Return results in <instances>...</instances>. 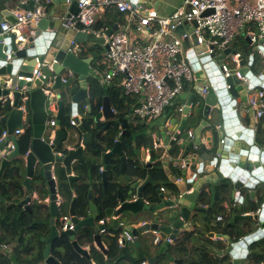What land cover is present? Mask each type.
Returning a JSON list of instances; mask_svg holds the SVG:
<instances>
[{"label": "water", "instance_id": "water-1", "mask_svg": "<svg viewBox=\"0 0 264 264\" xmlns=\"http://www.w3.org/2000/svg\"><path fill=\"white\" fill-rule=\"evenodd\" d=\"M27 1V9H33L40 2V0ZM79 1L65 0L63 4L66 5L64 8L67 10V14L63 16L53 14L51 3L54 0L49 2L44 0L45 16L29 28L24 46L19 48V42H15L14 34H7L1 30L3 23L10 25L16 23L15 13L11 6H17L18 2L17 0H0V123L4 125L6 131L5 138L0 142V174L11 165L19 171L23 169L27 196L19 202L20 205L24 207V210L39 218L47 216L49 235L44 240L45 250L41 264H60L51 255L52 245L58 238H68L74 250L91 263L90 253L77 240L78 234L83 236L87 228L91 229L93 245L96 244L103 254H106V250L101 243L102 235L99 234V230L104 226L97 224L98 205L95 202V186L88 187L89 184L93 185L94 180L96 183L100 178V182L105 188L108 181L109 159L114 155L117 156L120 161L121 173L118 182L125 184L127 188L124 192L118 190L116 206L106 208L103 215L108 217L107 223L118 224L121 231L126 230L131 233L134 241L141 233H157L158 238L155 242L161 247L156 255L146 260V264H156L159 255L164 253L169 245L166 238L174 240L179 228L187 229L189 221L196 222L197 214L206 211V208L198 201V194L204 187H207L208 182L216 181L217 174H209V179L206 178V180L205 178L196 180L191 190L183 185V182L186 184L185 178L183 181L175 182L173 180L178 187V194L173 197H165L162 188H160L157 190L160 201L150 203L145 198V188L151 182V177L148 176L145 180H134L126 173L127 158L123 152L122 140L131 133L129 117L117 118L120 134L114 140L112 148L103 152L96 141L97 125L101 117L103 120L114 119L116 112L111 107L107 96L102 98L100 109L95 110L91 89H88L89 80L98 78L91 64L92 57L77 56L69 50V47L71 41L89 48L98 45L106 50L108 46L104 43L103 36L75 32L67 28L66 20L76 17L80 11ZM136 1L133 0V3L136 4ZM211 11L212 9L205 10L202 16ZM117 27L118 25L114 24L112 27L106 28L105 35H111L117 30ZM196 27L197 22L194 19L189 23L178 24L174 32L177 36L186 34L183 44L184 50H189L187 58L192 63V70L197 78L202 73L199 89L188 97L185 93H181L171 105L164 108V113H170L168 120L160 127L162 134L160 136L158 133L154 134L156 140L153 138L152 130L146 129L148 146L142 147L140 152L143 153V160L144 151L148 149L147 166H151L157 160L159 150L164 148L168 150L175 143L184 148L191 137H194L193 144L198 142L199 132L201 127L207 124L209 114L220 126L218 131L220 137H226L223 140L225 145L228 144L229 139L236 140L234 146L242 148H246L247 145L251 146L254 142L252 132L242 135L239 133L241 129H244L242 126L233 127L231 122L226 120L231 116L226 111L229 99L226 94L228 91L226 85H230L240 95H243V92L247 93L245 91V88L248 87L247 83L244 84L245 86L242 85L243 83L240 84L235 73L228 77L223 76L221 62L214 59L216 52H207V46L204 43H198L194 32ZM243 31L244 28L241 29L242 33ZM237 38L238 35L230 42L228 47L230 52L228 50V53L232 57L237 55L238 63L241 65L243 60L234 47ZM245 41L250 44L248 36H245ZM39 53L43 55L38 56ZM35 58H39L40 62L45 61L50 67L47 64L43 65L41 75L36 78L34 83H30L25 78L31 77L36 64ZM65 71L69 72L68 78L66 81H62ZM22 87L29 89L24 101L21 100ZM204 88H206L207 94L202 97L201 91ZM186 98L187 102H182ZM51 105L53 108L50 107ZM84 105H86V111L83 110ZM200 110L203 120L199 121ZM50 119L55 121L53 126L49 123ZM143 125L148 126V123L144 122ZM252 127L250 126L249 129ZM21 128L25 129V135L16 139L14 130ZM245 136L248 139H245ZM244 139L247 143L244 142ZM8 142H11L12 148L3 153ZM242 142L245 144L242 145ZM225 145L222 146L223 150L221 148L216 152L220 154L222 151L228 155ZM201 149L209 153L203 145H201ZM216 152H213L212 155ZM237 153L240 154V151ZM241 154L244 155L243 152ZM160 157L163 158L162 153ZM230 159V163L242 166L247 171L246 175H252L264 183V160H261L259 156L256 158L259 165L242 164L237 156H230ZM162 163L166 173L169 174L168 162L163 160ZM99 167L102 168L101 171H99ZM227 169L229 170V168ZM182 174H186L185 168L182 169ZM121 178L124 179V182H121ZM169 178L171 179L170 176ZM82 184L87 185L86 203L83 208L77 206L76 194V189ZM61 187L72 194L69 199L64 198ZM33 190L36 192L35 199L37 201L35 206L31 207L28 203L34 195ZM212 190L211 206H214L219 199V186L213 185ZM250 194L252 197L254 196L253 191ZM263 218L264 204L258 215L234 216V220ZM135 220L143 222L137 225ZM39 221L41 220L36 218L35 223ZM70 225L73 226L71 229H69ZM260 233L241 237L237 243H232V249L235 251L239 249V246H243L246 251L248 243L252 238L257 239L256 235ZM125 245L126 242L123 241V247ZM233 253L235 252L232 250L231 254ZM173 262L182 264L178 259Z\"/></svg>", "mask_w": 264, "mask_h": 264}, {"label": "built area", "instance_id": "built-area-1", "mask_svg": "<svg viewBox=\"0 0 264 264\" xmlns=\"http://www.w3.org/2000/svg\"><path fill=\"white\" fill-rule=\"evenodd\" d=\"M43 1L40 0L33 9H27L24 6L28 1L23 0L21 8L14 11L16 23L13 25L3 23L1 30L7 34L13 33L15 42H23L29 28L45 16ZM78 6L80 9L78 15L66 20L67 28L75 32L103 36L104 43L108 46L104 56L109 62V69L103 74H98L95 70L97 80L109 84L115 78H119L124 94L138 97L132 115L146 123L156 121L163 114L164 108L171 105L184 91L185 82L193 79L192 63L187 58L189 50H184L183 44L186 34L177 36L174 32L178 24L189 23L195 19L197 27L194 32L198 43H204L207 52L210 53L228 46L235 36L240 34L242 28L250 26L251 29L246 34L251 44H257L256 50L264 56V0H185L183 7L167 16H160L153 8L142 9V6L133 3V0H80ZM109 6H114L117 12L123 15V19L117 24V30L107 36L105 29L96 30L94 24L99 12ZM207 9L212 11L202 16ZM143 35L151 39H144ZM69 50L78 56L81 51L80 44L71 41ZM35 60L31 77L25 78L30 83L35 82L41 75V67L47 64L45 61L40 62L39 58ZM233 61L238 63L237 55L233 56ZM222 68L224 77L235 73L239 79L248 82L238 70L234 72L226 65ZM68 74V71L63 73L62 81H66ZM227 88H231L230 85H227ZM21 90L23 93L21 100L24 101L29 89L22 87ZM206 94L207 90L203 89L201 96ZM263 99V90L249 97V104L255 107L256 116L263 114ZM50 107L53 108V105ZM84 108L87 109L86 105ZM49 123L53 126L55 121L50 119ZM14 135L16 139H20L25 135V129H15ZM5 136L4 129L0 135V142ZM11 148L12 144L8 142L3 153ZM144 153L143 162L146 163L149 160L148 149H145ZM24 154L26 155V152ZM185 166L182 163L180 168ZM101 170L99 167V171ZM260 211L258 209L254 214L258 215ZM108 220L105 216L97 220V224L104 226L99 230V234L108 233L106 229ZM72 227L70 225L69 229ZM155 234L157 236V233ZM166 240L169 244L173 242L169 237ZM123 241L126 243L133 241L131 233L126 230H122L118 235L119 247H123ZM7 251V244L0 241V254Z\"/></svg>", "mask_w": 264, "mask_h": 264}, {"label": "crops", "instance_id": "crops-1", "mask_svg": "<svg viewBox=\"0 0 264 264\" xmlns=\"http://www.w3.org/2000/svg\"><path fill=\"white\" fill-rule=\"evenodd\" d=\"M22 1L23 0H17L18 2L17 6L16 5L11 6L14 11L16 9L21 8ZM64 1L65 0H54V2L51 3V7H52L51 9L53 10L52 11L53 14H61L63 16L67 14V10L64 8L66 7V5L63 4ZM184 2L185 0H137L136 3L138 4V6H142V9L153 8L157 11V13L160 16H167L170 15L172 12H174L176 9L183 7ZM24 7H26V5ZM109 9H114L116 11L115 13H117V17H116L117 20L114 24H120L122 22L123 15L117 12L114 6H109ZM105 11L106 9L99 12L97 20L98 18L104 15ZM250 29H251L250 26H246L244 28L243 33L240 32V34H238V38L236 39L235 42L234 47L237 49L238 53L240 54L241 60H243V62L241 61L242 62L241 65L239 63H235L233 61V57L230 55V53H228L229 45L223 49L216 50L214 59L219 60L222 66L226 65L234 72L238 70L242 75H244L248 79L247 82L237 77L240 84L243 83L242 85H244L245 84L244 82H247L248 87L245 88V91H247V93L244 94L243 92V95H240L239 92L234 88H227L226 85V89L228 90L226 94L229 98L228 105L226 106L228 107V109L226 111L231 115L227 117L226 120L228 122H231V125L233 127L242 126L244 129H241L239 131V133L242 135H246V132H252L253 134L252 137L254 140L253 144L251 146L246 144L247 145L246 148H242L241 146L236 147L234 146L235 145L234 142L236 140L229 139L228 144L225 145V142L223 143L221 142V140H225L226 137L225 136L220 137V134L218 133V131L220 130V126L212 118V115L209 114L207 118V124L203 125L199 132L198 142L196 143L194 142L193 144L194 137H191V139L187 141L184 148L180 147V152L177 155V157L171 158L170 156H168L165 148L161 150L163 158L160 157L162 161L164 160L168 162V170H169L168 175H170L171 177V179L170 178L169 179L172 182L174 181L177 182L178 180L183 181V179L185 178L186 184L183 182V185H186L188 187L187 189L189 190L193 188V184L196 180H200L201 178H205V180L206 178L209 179V174L211 173H216L217 178L215 182L214 181L208 182L207 186H209L212 189L213 185L215 184L218 185L219 198L222 197L220 184L224 181H228L229 183H231L232 184L231 193L229 194V198L232 201L231 206H239L245 201L246 197L251 199L252 201H255L257 199V191H261L264 189V183L261 182L258 178L252 175H246L247 171H245V169L242 166L238 164L230 163L231 160L230 156L233 157L237 156V158L242 161V164L251 163L252 165H259V162L256 161V158L258 156L259 158H261V160H264V110L261 116H256L255 107H252L249 104V97L251 95L256 94L257 91L259 90L264 91V56L256 50L257 44L255 43L251 44V42L250 44H248L245 41V36H247L246 33ZM141 35L142 34H139V36ZM143 38L148 40L151 39L146 35H143ZM24 43L25 40L23 42H19V48H22L24 46ZM104 53H105V49H104ZM42 55H43L42 53H39L38 56H42ZM78 56H80V53ZM201 74L198 76L199 78H197V76L193 72V79L191 81L185 82L184 85L185 87L182 94L185 93L188 97L189 95H192L193 93H196L198 91L199 82L201 81L200 77H202ZM112 82L109 84L111 85ZM99 83H101L103 86L109 85L100 81ZM90 86H91V79L89 80L88 89H91ZM125 95L127 94H124L122 90V97H124ZM187 100L188 99L186 98L185 100H182V102H187ZM137 102H138V97H137ZM262 102L264 103V99ZM169 113L166 114L163 112V114L156 121L148 123L147 129L152 130L154 140H156V138L154 137L155 133H158L159 136L162 134L160 127H162L164 123L168 120ZM131 116L134 117L132 115V111H131ZM135 119L138 120L139 122L144 123V120H140L137 118ZM200 120H203V117L201 116V110L199 111V121ZM103 121H104L103 117H101L99 122H103ZM131 123L132 121L129 118V124ZM250 126H253L252 129L251 128L249 129ZM4 129H5L4 125L0 123V135L2 134V131ZM190 132L192 131L190 130ZM245 139H248V137L245 136ZM244 142L247 143L246 140ZM244 142H242V145L245 144ZM201 145H203L204 148L207 149L209 153L204 152L201 149ZM224 145H225V151L228 153V155H226L222 151L220 154L216 152L217 150H220ZM223 149L224 148H222L221 150ZM238 151H240V154L237 153ZM213 152L216 153L212 155ZM242 152L244 153V155L241 154ZM142 156L143 153L140 152L139 157H141L140 158L141 161H143ZM177 163H179V166H181L182 163L186 165L185 167L181 168L183 170L184 168L186 169V174H182L181 171L179 175L174 177L173 168L174 166H176ZM193 168L194 170L192 171ZM227 168H229V170ZM236 170L238 171L236 172ZM24 179H25V171L23 169L22 171L21 170L19 171L13 165L5 168L3 172L0 174V241L6 243L8 246V251L0 254V261L6 259L10 261L11 264L17 263L15 260L21 256L20 255L21 252L26 247L31 246L35 243V239L37 238L38 235L45 236V238H47L49 235L47 222L39 221L35 223L36 218L33 217L31 213L24 210V207L19 203L27 196V190L24 186ZM238 181L240 183H237ZM121 182H124L123 178H121ZM235 184L238 185L236 186ZM90 186H95V180L93 185L89 184L88 188H90ZM251 191L254 192L253 197L250 194ZM94 192H95V187H94ZM163 192L165 197H173V196H168L167 190H165L164 188H163ZM35 194L36 192L34 191V195H32L31 197L32 199L28 203V205L31 207H33L37 201V199H35L36 198ZM212 198H213V192H212ZM228 204L229 202L225 200L224 206L229 207ZM263 204H264V199L261 201L259 205L258 208L259 210H261ZM201 205L206 208V211L204 213H198L196 222L189 221L187 229H183V227H181L178 229L177 233L182 232L184 230H189V231H194V234L196 236L198 234L196 230H201L202 232H205V237L209 239L211 242L223 246V248L219 249L216 248L215 246L208 245V249L213 253V256H215L217 259H220L224 256L229 257L228 261L222 264H247L246 259L249 253L248 247L251 241H254V238H252L250 243H248L246 251L243 246H239V249L234 251V249H232V243H229L226 236L217 235V233H215L214 231L207 229L208 226L214 225L215 222L222 219V217L220 215H215L213 213L211 208L213 206L208 207L203 204ZM255 212L245 213V214H254ZM6 217H8L10 224V232L8 234H6L3 231V227H2L3 221L5 220ZM255 221H256L255 230L247 235L250 236L253 233L261 232L259 235H256L257 239H261L264 237V226H263L264 218L257 219ZM134 222L137 225H139L143 221L135 220ZM247 235H244L243 237ZM221 237H223V239H221ZM156 238L157 236L153 232L141 233L137 236L136 241L133 240L132 242H127L126 244L128 245H126V247H120V248L125 249L124 251L125 256L127 257L129 256L131 258H138L143 254L138 253L137 250L134 248V245L137 246L139 244H143L145 246L147 245L145 244L146 241L150 239L152 240V243L154 245ZM101 243L103 245V248L107 250V245H108L107 242L103 240L101 241ZM233 243H237V241ZM198 244L199 243L195 239L193 242L194 245L193 247L195 248ZM83 248H85L88 251V253H90L88 245ZM95 248L99 249L96 246V244H95ZM232 250L235 253L231 254ZM244 255L245 257H242ZM110 263L129 264L127 260L125 261L123 259H117ZM90 264H96V263L93 260H91ZM172 264H174V262H172Z\"/></svg>", "mask_w": 264, "mask_h": 264}, {"label": "trees", "instance_id": "trees-1", "mask_svg": "<svg viewBox=\"0 0 264 264\" xmlns=\"http://www.w3.org/2000/svg\"><path fill=\"white\" fill-rule=\"evenodd\" d=\"M114 9H106L103 16L98 18L94 24V29H106L112 27L117 20V13ZM100 46L87 47L81 45L80 56L92 57V66L98 74H103L109 69V62L105 58L104 53L96 52ZM91 97L93 100V107L98 110L101 106V101L104 96H107L110 101L111 107L115 110L116 116L111 120H104L97 125L96 141L101 147L103 152L109 150L113 146L114 140L120 134L118 117H129L132 121L130 125V135L125 136L122 140L123 152L127 158L126 173L134 180H145L148 176L151 177V182L145 188V198L150 203H158L160 201L157 190L164 188L167 190L168 196H175L179 190L177 185L169 179V176L160 158L162 151L157 152V160L151 166L140 160L139 153L142 147L148 146L146 138L147 126L143 122H139L131 116L133 106L137 103L136 95H125L122 97V87L119 78H115L112 84L103 86L97 79L91 80ZM180 152V146L173 144L166 153L171 158L177 157ZM120 161L117 156L109 159L107 171L108 181L103 188L100 178L95 183V202L98 205L97 220L104 215V210L108 207L116 206L117 192L125 191L127 186L118 182V177L121 175L119 169ZM182 169L179 163L173 168L174 177L179 175ZM232 184L224 181L220 184L222 197L218 199L216 204L211 207L212 189L207 186L204 187L198 194L199 203L211 207L215 215H220L222 219L215 222L214 225L208 226V230H212L217 235L226 236L229 243L238 241L244 235L252 233L256 228V221L254 219H238L233 220L235 215L255 212L264 199V189L257 191V199L252 201L247 198L239 206H231V193ZM64 187H61V191ZM67 188V187H66ZM105 189V192H103ZM77 206L83 208L86 203L87 185L82 184L77 189ZM63 195L65 199H69L72 194L64 189ZM228 201L229 204L224 206V202ZM66 202V201H65ZM35 206V204H34ZM33 215V214H32ZM33 217L40 219L42 222L47 220V216ZM3 231L8 234L10 232V224L8 217L5 218L2 224ZM106 229L108 233L101 236V241L107 242L106 254H103L99 249H96L92 243L93 232L87 228L84 235L78 234L77 240L83 247L89 246L91 260L96 264H105L113 262L117 259L127 260L129 264H140L148 258L156 255L160 246L157 242L153 245L152 240L146 241L145 244L134 245L138 253L143 254L138 258H131L125 256V249H121L118 245V235L121 228L118 224L106 222ZM198 234L195 236L194 231L184 230L176 234L173 242L168 245L165 252L160 254L156 264H172L176 259L180 260L182 264H222L228 261V256L217 259L213 253L208 249V245L215 246L216 248H223V246L211 242L205 237V232L196 230ZM43 238V239H42ZM199 243L195 248L193 247L194 240ZM45 236L38 235L35 243L26 247L21 256L16 259V264H41L43 262V251L45 248ZM128 245V244H126ZM125 245V247H126ZM145 248H143V247ZM132 250V249H131ZM249 253L247 255V264H264V237L252 241L248 247ZM51 255L55 257L60 264H90V261L77 253L71 245L68 238H58L52 245ZM0 264H11L8 260L0 261Z\"/></svg>", "mask_w": 264, "mask_h": 264}, {"label": "rangeland", "instance_id": "rangeland-1", "mask_svg": "<svg viewBox=\"0 0 264 264\" xmlns=\"http://www.w3.org/2000/svg\"><path fill=\"white\" fill-rule=\"evenodd\" d=\"M96 52L104 53V49L102 47H99Z\"/></svg>", "mask_w": 264, "mask_h": 264}, {"label": "flooded vegetation", "instance_id": "flooded-vegetation-1", "mask_svg": "<svg viewBox=\"0 0 264 264\" xmlns=\"http://www.w3.org/2000/svg\"><path fill=\"white\" fill-rule=\"evenodd\" d=\"M84 106H85V105H84ZM84 106H83V110L86 111V109L84 108ZM114 111H115V110H114Z\"/></svg>", "mask_w": 264, "mask_h": 264}]
</instances>
